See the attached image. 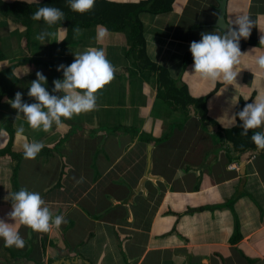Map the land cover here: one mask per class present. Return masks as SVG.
<instances>
[{
	"label": "crops",
	"instance_id": "0c3cea01",
	"mask_svg": "<svg viewBox=\"0 0 264 264\" xmlns=\"http://www.w3.org/2000/svg\"><path fill=\"white\" fill-rule=\"evenodd\" d=\"M3 1L25 8H0V92L35 102L27 92L36 72L51 93L63 79L57 67L91 46L116 72L96 108L62 118V129L34 130L9 97L0 101V219L14 223L9 195L21 187L65 218L47 233L16 222L25 247L0 238V264H264V150L251 139L264 127L241 135L235 116L264 93L255 64L264 0H228L229 24L241 14L256 22L229 85L191 73L190 43L223 33L220 0H95L83 14L58 7L66 18L49 30L67 29L61 42L36 40L47 25L31 14L67 0ZM97 26L108 30L102 44ZM26 141L44 144L35 159L24 158Z\"/></svg>",
	"mask_w": 264,
	"mask_h": 264
},
{
	"label": "clouds",
	"instance_id": "9594fccd",
	"mask_svg": "<svg viewBox=\"0 0 264 264\" xmlns=\"http://www.w3.org/2000/svg\"><path fill=\"white\" fill-rule=\"evenodd\" d=\"M28 4L38 3L39 0H26ZM68 7L73 12L85 13L93 9L95 0H67ZM66 18L65 12L53 6L39 7L31 14L34 21H43L47 28L35 36L43 42L52 38L56 42L65 40L64 33L67 29L55 28ZM256 22L247 14L237 15L223 33L217 31L202 32L199 41L190 43V52L193 57L191 73L197 74L201 79L224 84H233L239 71L236 66L240 63L242 55L240 49L241 38L247 39ZM81 30L73 28V37L79 38ZM108 35L105 27L97 26L96 42L102 44ZM260 44L264 45V36ZM70 65L60 64L57 71L63 72V79L53 80L54 87L51 93L47 90V77L41 71L36 72V79L32 80L27 95L34 98L35 102L28 103L23 100V93L17 91L14 99L7 102L17 110V116L23 114L27 124L34 130L45 132L52 129L55 124L57 129L64 127L63 120L71 119L74 115L92 111L97 106L96 93L115 77L116 68L107 59L103 47H87L82 52H77ZM255 64L264 70V54L255 57ZM53 93H59L53 94ZM249 98L245 97V101ZM235 116L239 117L241 135L247 136L249 130L264 127V93L259 94L251 103H246L242 110ZM24 127L17 129V134L24 133ZM252 142L258 150H264V131H253ZM44 144L38 141L24 142L22 144L25 159H35L43 149ZM12 211L7 215L14 223H7L0 219V238H3L5 247H25V240L19 231L13 227L16 222L31 228L36 232H49L52 227L59 228L65 218L56 215L46 205L39 192L30 191L21 187L19 191L11 192Z\"/></svg>",
	"mask_w": 264,
	"mask_h": 264
},
{
	"label": "trees",
	"instance_id": "16d2710c",
	"mask_svg": "<svg viewBox=\"0 0 264 264\" xmlns=\"http://www.w3.org/2000/svg\"><path fill=\"white\" fill-rule=\"evenodd\" d=\"M60 2V1H59ZM61 4V5H60ZM25 4L23 2H15V3H6L5 1L3 0H0V8L5 11V13H11V11H23L24 10V7ZM54 6L55 7H62L64 8V11L66 9H68V5L65 4V3H54ZM5 60V57L3 54H1V59L0 61H3ZM12 90L10 91H5V89H3L1 92H0V101H3L4 99H6L7 97H9L10 99H14L15 97V89H13V91L11 92ZM15 132H12V136L14 135ZM15 156V155H14ZM20 157V156H19Z\"/></svg>",
	"mask_w": 264,
	"mask_h": 264
},
{
	"label": "water",
	"instance_id": "95a60500",
	"mask_svg": "<svg viewBox=\"0 0 264 264\" xmlns=\"http://www.w3.org/2000/svg\"><path fill=\"white\" fill-rule=\"evenodd\" d=\"M227 4H228V0H220L219 15L217 18V22L215 23L223 31H224L223 27L227 28V25H230L226 18ZM220 25L223 27H221Z\"/></svg>",
	"mask_w": 264,
	"mask_h": 264
},
{
	"label": "built area",
	"instance_id": "2783aa9c",
	"mask_svg": "<svg viewBox=\"0 0 264 264\" xmlns=\"http://www.w3.org/2000/svg\"><path fill=\"white\" fill-rule=\"evenodd\" d=\"M234 167V166H233ZM235 168V167H234Z\"/></svg>",
	"mask_w": 264,
	"mask_h": 264
}]
</instances>
